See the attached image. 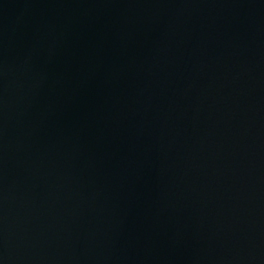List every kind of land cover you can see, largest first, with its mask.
I'll list each match as a JSON object with an SVG mask.
<instances>
[{"label": "water", "instance_id": "95a60500", "mask_svg": "<svg viewBox=\"0 0 264 264\" xmlns=\"http://www.w3.org/2000/svg\"><path fill=\"white\" fill-rule=\"evenodd\" d=\"M0 264H264V0H0Z\"/></svg>", "mask_w": 264, "mask_h": 264}]
</instances>
